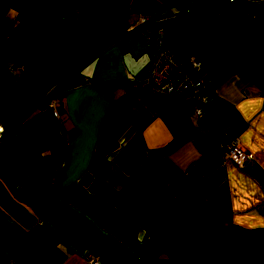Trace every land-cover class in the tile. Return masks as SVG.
Returning <instances> with one entry per match:
<instances>
[{
	"label": "crops",
	"instance_id": "0c3cea01",
	"mask_svg": "<svg viewBox=\"0 0 264 264\" xmlns=\"http://www.w3.org/2000/svg\"><path fill=\"white\" fill-rule=\"evenodd\" d=\"M3 1L1 18L13 25L0 43V264H87L86 256L99 264H264V83L242 72L219 79V66L204 82L198 71L214 96L196 121L191 102L136 88L149 60L139 33L126 29L167 0H115L119 16L110 0L85 8ZM235 1L264 2L189 0L186 14ZM242 17H214L212 26ZM256 39L261 46L228 62L264 56V31ZM232 139L251 154L243 167L221 161L219 147ZM165 160L183 171L167 192L190 201L183 214L197 240L171 258L158 254L116 192L136 167L152 172ZM245 230H257V241Z\"/></svg>",
	"mask_w": 264,
	"mask_h": 264
},
{
	"label": "trees",
	"instance_id": "16d2710c",
	"mask_svg": "<svg viewBox=\"0 0 264 264\" xmlns=\"http://www.w3.org/2000/svg\"><path fill=\"white\" fill-rule=\"evenodd\" d=\"M76 8L87 7L92 0H71ZM113 5V14L123 13V6L115 0H110ZM189 0H167L163 2L160 13L155 17L160 23L165 17L171 15L187 16L181 26L189 21L202 22L191 31L188 41L192 42L190 50L185 55H206L210 59L221 58V50L225 52L226 59L218 65L221 69L219 79L233 72H242L255 84L264 83V56L254 59H244L240 64L232 65L228 62L233 56L245 55L253 47L261 46L256 39V34L264 31V2L235 1V8L225 7L220 11L186 14V4ZM7 1L0 3V43L5 39L12 23L5 22L1 13ZM176 9L171 12V9ZM237 13L243 15L242 20L216 35L207 32L208 21L214 17ZM194 18V19H193ZM189 19V20H187ZM176 31L166 36L165 42L169 44ZM195 58V57H194ZM196 59V58H195ZM213 68V67H212ZM29 160V159H28ZM25 161L21 170L26 173L29 161ZM36 167V162H30V167ZM31 177V176H30ZM183 177V171L172 162L165 160L154 171L147 172L142 167H136L124 176L123 182L116 190L128 205L135 224L148 234L150 239L158 245V254L165 257H178L194 249L197 245L194 230L183 210L190 204L185 196L172 197L167 192V185ZM101 187L110 191L111 186L101 183ZM243 236L252 242L258 238L257 230H245Z\"/></svg>",
	"mask_w": 264,
	"mask_h": 264
},
{
	"label": "built area",
	"instance_id": "2783aa9c",
	"mask_svg": "<svg viewBox=\"0 0 264 264\" xmlns=\"http://www.w3.org/2000/svg\"><path fill=\"white\" fill-rule=\"evenodd\" d=\"M138 32L145 53L149 60V68L136 81V88L143 89L152 95H164L180 101L192 103V111L196 121L203 118V109L207 102L213 98L214 92L198 76L200 64L192 55L176 58L165 42V34L160 19L155 15L140 14L134 23L126 29V33ZM78 80L74 85H79ZM54 95V93H53ZM47 107L53 116L57 114L53 106V98L49 99ZM219 155L221 161L231 162L235 166L243 167L251 158L250 152L242 147L236 139L220 145ZM87 264H99L94 256H86Z\"/></svg>",
	"mask_w": 264,
	"mask_h": 264
},
{
	"label": "rangeland",
	"instance_id": "374dc122",
	"mask_svg": "<svg viewBox=\"0 0 264 264\" xmlns=\"http://www.w3.org/2000/svg\"><path fill=\"white\" fill-rule=\"evenodd\" d=\"M100 3H107V0H97V4ZM176 9H171V12H175ZM228 15V14H226ZM225 15V16H226ZM185 14L183 15H171L170 17L163 20L160 24L163 29L164 34H170L172 31L177 30L176 37L169 42V48L172 54L176 58H181L184 56L191 48L192 42L188 41L187 38L190 36L191 31L196 29L199 25L202 24L200 21H189L185 26H181L182 22L186 18ZM194 19V18H193ZM189 20V19H187ZM213 19L208 21L207 25V32L209 35L214 36L219 31H216L213 25ZM221 58H213L210 59L206 55H196L194 56L196 60L200 64V70L198 76L205 82L208 80V77L211 75L212 72H208V69L214 67V71L218 70V65L222 64L223 61L226 59L224 51L221 50ZM227 60V59H226ZM229 61V60H228Z\"/></svg>",
	"mask_w": 264,
	"mask_h": 264
}]
</instances>
